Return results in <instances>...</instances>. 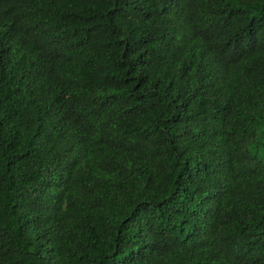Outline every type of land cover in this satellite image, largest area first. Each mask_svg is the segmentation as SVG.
<instances>
[{"label":"trees","instance_id":"16d2710c","mask_svg":"<svg viewBox=\"0 0 264 264\" xmlns=\"http://www.w3.org/2000/svg\"><path fill=\"white\" fill-rule=\"evenodd\" d=\"M0 264H264V0H0Z\"/></svg>","mask_w":264,"mask_h":264}]
</instances>
